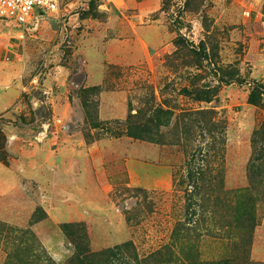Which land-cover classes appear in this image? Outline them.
<instances>
[{
	"label": "rangeland",
	"instance_id": "1",
	"mask_svg": "<svg viewBox=\"0 0 264 264\" xmlns=\"http://www.w3.org/2000/svg\"><path fill=\"white\" fill-rule=\"evenodd\" d=\"M59 7L0 17V264H264V0Z\"/></svg>",
	"mask_w": 264,
	"mask_h": 264
},
{
	"label": "trees",
	"instance_id": "2",
	"mask_svg": "<svg viewBox=\"0 0 264 264\" xmlns=\"http://www.w3.org/2000/svg\"><path fill=\"white\" fill-rule=\"evenodd\" d=\"M255 94L256 93H252L250 100L252 103L256 104L258 101L255 97ZM165 113L167 112L162 109L157 110V114L159 115ZM160 124L161 123H159L158 125L154 124V126L156 125L157 127H159ZM130 134L135 137H143L136 132H131ZM171 256L172 255L166 256L163 253L159 252L155 255V259H140L135 251L133 243L127 241V243L125 244L101 252L93 253V255H89V257H86L85 259V264H156L160 262V259L164 257L168 259ZM167 259L163 264H175V262L177 264L176 259H174L173 257L169 258L168 260Z\"/></svg>",
	"mask_w": 264,
	"mask_h": 264
},
{
	"label": "built area",
	"instance_id": "3",
	"mask_svg": "<svg viewBox=\"0 0 264 264\" xmlns=\"http://www.w3.org/2000/svg\"><path fill=\"white\" fill-rule=\"evenodd\" d=\"M61 0H0V17L7 18L26 26L37 17V10L44 13L57 12ZM38 18V17H37Z\"/></svg>",
	"mask_w": 264,
	"mask_h": 264
},
{
	"label": "crops",
	"instance_id": "4",
	"mask_svg": "<svg viewBox=\"0 0 264 264\" xmlns=\"http://www.w3.org/2000/svg\"><path fill=\"white\" fill-rule=\"evenodd\" d=\"M16 98H17V97H16ZM14 100H16V99L14 98ZM14 100H13V101H14ZM11 103H12V102H11ZM11 103H10V104H11ZM10 104H7V105L5 106V108L3 109V111L7 110V109L10 107ZM3 111H2V112H3Z\"/></svg>",
	"mask_w": 264,
	"mask_h": 264
}]
</instances>
